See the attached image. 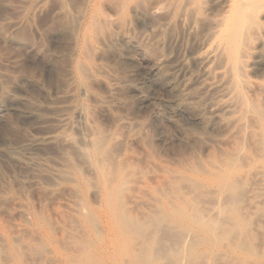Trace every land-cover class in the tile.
I'll return each mask as SVG.
<instances>
[{"label": "rangeland", "instance_id": "rangeland-1", "mask_svg": "<svg viewBox=\"0 0 264 264\" xmlns=\"http://www.w3.org/2000/svg\"><path fill=\"white\" fill-rule=\"evenodd\" d=\"M165 1L0 0V264H264V53L231 86Z\"/></svg>", "mask_w": 264, "mask_h": 264}, {"label": "bare ground", "instance_id": "bare-ground-1", "mask_svg": "<svg viewBox=\"0 0 264 264\" xmlns=\"http://www.w3.org/2000/svg\"><path fill=\"white\" fill-rule=\"evenodd\" d=\"M130 0H102L101 2V7H105L107 6L108 9L110 8L111 10H113L116 15H117V20H115L116 22H114V24L119 27V28H123L125 27V25L128 23V17L129 14H132V16L137 15L138 11L137 8L133 5L132 7H130L128 5ZM143 2L147 1V0H142ZM148 1H153V0H148ZM163 1V0H162ZM140 2V1H139ZM161 2V1H160ZM166 3L163 6V9H170V7H173V15L177 14V11L179 12V10H185V14L186 12L189 13V16L191 17V19L194 22H202L203 25L204 23L207 25V33H208V38L211 36H215L217 37L219 40L217 46H214V48H208L206 50L205 46L203 48H205V52L204 54H200L202 56H195L194 58L191 56V58H193L194 62L196 64H203V62L206 60H211V61H215L216 59L220 60L223 63V72L220 73V75H225V74H230V79L228 80V82L231 84V86L233 85L235 88L240 87L241 89L245 90H253V91H257V92H262L263 87L258 84V83H252L250 81L243 80L240 77H242L241 75H243V73L246 72V69L249 68L251 66V58L255 59V57L257 58L258 55V51L261 52L263 51L264 53V27L259 23V19H264V0H166ZM148 3V2H147ZM146 3V4H147ZM141 4V3H140ZM144 4V3H143ZM143 4L138 6L139 9L143 7ZM149 4V3H148ZM162 4V3H161ZM145 5V4H144ZM85 6V5H84ZM83 6V8H84ZM99 6V7H100ZM97 7V6H96ZM146 7V5H145ZM88 8V7H87ZM81 9V8H80ZM101 9V8H100ZM90 10V9H89ZM92 10V9H91ZM103 10V9H102ZM83 11V9H82ZM110 11V10H109ZM146 11V10H142ZM168 11V10H167ZM172 11V10H171ZM91 12V11H90ZM102 12V11H101ZM107 12V11H106ZM112 12V11H111ZM114 12L112 14H114ZM79 13V12H78ZM77 13V14H78ZM92 13V12H91ZM100 11L96 12V16L93 18L92 20V24L95 28H100L101 26L106 27L110 22H108L106 19L102 18L100 16ZM140 13V12H139ZM146 13V12H145ZM150 13V12H149ZM148 13V14H149ZM153 13V11H151V14ZM155 13V12H154ZM168 13V12H167ZM82 14V13H81ZM104 14V13H103ZM148 17H150V15ZM171 14V13H170ZM168 13V15H170ZM180 14L184 15V11ZM179 14V15H180ZM102 15V14H101ZM106 15V14H105ZM161 15V14H160ZM167 15V16H168ZM172 15V16H173ZM180 15V16H183ZM78 16V15H77ZM107 16V15H106ZM152 17L155 16L154 14L151 15ZM188 16V15H187ZM109 17V16H108ZM177 17H179L177 15ZM165 18V17H164ZM169 18V17H168ZM172 18V17H171ZM184 18V16H183ZM70 19V18H69ZM109 19V18H107ZM116 19V17H115ZM156 19V17L154 18ZM153 19V20H154ZM163 19V18H162ZM179 20L180 17L178 18ZM80 19L76 20V23H78L77 21H79ZM133 20L136 21V18H134ZM132 20V21H133ZM188 20L190 21V18H188ZM70 21V20H69ZM189 21L187 23H189ZM261 21V20H260ZM263 21V20H262ZM261 21V22H262ZM71 22V21H70ZM74 22V21H73ZM186 22V21H185ZM75 23V22H74ZM75 23V24H76ZM87 23V22H86ZM75 24H73L75 26ZM191 24V23H190ZM196 24V23H194ZM84 25V24H83ZM205 25V26H206ZM86 26V25H85ZM190 26V25H189ZM188 26V27H189ZM192 26V24H191ZM195 26V25H194ZM198 26V25H197ZM129 27V26H128ZM127 27V28H128ZM74 28V27H73ZM72 28V29H73ZM77 29V26L75 27ZM81 28V26H80ZM94 28V29H95ZM93 29V30H94ZM107 29H109L107 27ZM204 29V28H203ZM125 30V29H124ZM109 31V30H108ZM107 31V33H108ZM126 31V30H125ZM73 32V31H72ZM97 32V29H96ZM95 32V33H96ZM120 32V31H119ZM205 32V30H204ZM106 33V31H105ZM77 34V33H76ZM98 34V33H97ZM203 34V33H202ZM80 35V34H79ZM78 35V36H79ZM103 35V34H102ZM205 35V34H204ZM203 35V36H204ZM77 36V35H76ZM105 36H107V34H105ZM108 36H110V33H108ZM107 36V37H108ZM89 37V36H88ZM106 37V38H107ZM112 37V36H111ZM206 37V36H205ZM204 37V38H205ZM210 37V39H212ZM94 38V37H93ZM92 38V40H93ZM99 38V37H98ZM110 38V37H109ZM108 38V39H109ZM95 39V38H94ZM203 40V39H202ZM207 40V38H206ZM215 40V39H214ZM82 41V40H81ZM101 41V38H100ZM210 40L208 39L206 42L208 43ZM92 42V41H91ZM202 42V41H201ZM200 42V43H201ZM206 42H204L203 44H205ZM83 43V42H82ZM104 43V42H103ZM103 43H101L102 45H104ZM212 43V42H211ZM210 43V44H211ZM89 44V43H88ZM80 45V44H79ZM206 45V44H205ZM215 45V44H213ZM92 46V45H91ZM206 46H209L206 45ZM89 47V46H88ZM88 47H85L84 50H86ZM89 49V48H88ZM80 50V49H79ZM83 50V49H82ZM261 50V51H260ZM91 51V49L89 50ZM91 53V52H90ZM200 53V52H199ZM86 54V53H85ZM197 55L196 53L192 54ZM260 55V54H259ZM263 55V54H262ZM260 55V56H262ZM259 57V56H258ZM213 59V60H212ZM215 59V60H214ZM262 60V57L260 58ZM193 62V64H194ZM216 62V61H215ZM214 62V64H216ZM208 64V63H207ZM207 64L205 63V68H207ZM212 64V63H211ZM220 64V63H219ZM75 65V64H74ZM199 67V66H198ZM211 67V66H209ZM220 67V66H219ZM218 67L216 66V68H214L213 70H216ZM90 70V69H89ZM206 70V69H205ZM204 70V71H205ZM211 71V69H209ZM74 71V70H73ZM91 71V70H90ZM203 71V70H202ZM218 71V70H217ZM222 71V70H221ZM77 72L79 74V76L84 75V69L81 66L77 67ZM95 72V71H94ZM209 72V71H208ZM206 71V73H208ZM174 73V72H173ZM212 73L214 74V72L212 71ZM211 73L210 76H213ZM219 74V73H218ZM247 74V73H246ZM87 75V74H86ZM173 75V74H172ZM171 75V76H172ZM209 74H207L208 76ZM214 75L217 74L215 73ZM169 76V75H168ZM174 76V75H173ZM204 76V75H203ZM207 76H205V79L207 78ZM209 76V77H210ZM227 76V75H226ZM225 76V77H226ZM86 77V76H85ZM170 77V76H169ZM228 77V76H227ZM244 77V76H243ZM242 77V78H243ZM213 78V77H212ZM211 78V80H212ZM217 78L220 79V76H218ZM222 78V76H221ZM229 78V77H228ZM245 78V77H244ZM249 78V77H248ZM170 79V78H169ZM172 79V78H171ZM215 79V77H214ZM213 79V80H214ZM207 80V79H206ZM210 80V78H209ZM165 81V80H164ZM208 81V80H207ZM219 81V80H218ZM169 82V81H168ZM206 82V81H203ZM214 82V81H213ZM221 82V81H220ZM227 81L224 83H228ZM167 83V81L165 82ZM171 83V82H170ZM224 83L222 85H224ZM207 84L206 83V88H207ZM217 84V82H216ZM229 84V85H230ZM205 85V84H204ZM210 87L212 86L209 85ZM215 86V85H214ZM213 86V87H214ZM169 87V85H168ZM227 87V86H225ZM233 87V88H234ZM205 88V89H206ZM209 88V87H208ZM231 90L232 87H231ZM238 90V89H236ZM230 91V88H229ZM253 91L251 93H253ZM234 93V92H233ZM235 94V93H234ZM244 94V93H243ZM246 94V93H245ZM257 94V93H256ZM248 95V94H247ZM260 95V94H259ZM258 95V96H259ZM233 96V94H232ZM235 96V95H234ZM250 96V94H249ZM248 96V97H249ZM253 96V95H252ZM237 97L240 99H238V101H241L242 105L249 109L251 112H253L257 119L260 121V128H262V131L264 132V124H261V121L264 120V110L261 111L259 109H256L254 107H252L251 103H249L246 99H248V97H245L242 95V92H238ZM262 98V97H261ZM232 100H234L232 98ZM252 100V99H251ZM235 101V100H234ZM263 102H264V98H263ZM235 103V102H233ZM240 103V102H239ZM239 105V104H238ZM263 105V104H262ZM68 107V106H65ZM237 107V105H236ZM53 109V108H52ZM51 109V110H52ZM56 109V108H55ZM66 110V108H64ZM68 109V108H67ZM71 109V107H70ZM69 109V110H70ZM239 109V108H238ZM50 110V109H49ZM54 110V109H53ZM52 110V111H53ZM57 110V109H56ZM237 110V109H236ZM33 111V110H32ZM29 112L28 111V117L31 118V120H33V118H36V112ZM37 111V110H36ZM68 111V110H67ZM245 111V110H244ZM56 114H58L57 111H53ZM64 112V110H63ZM66 112V111H65ZM69 112V111H68ZM247 112V111H246ZM26 113V112H25ZM55 114V115H56ZM69 114V113H68ZM243 114H245V112H243ZM25 115V114H24ZM61 115V114H60ZM65 115V114H64ZM64 115H61L60 118H62ZM39 116V115H38ZM54 116V115H53ZM57 116V115H56ZM24 117V116H23ZM27 117V116H26ZM64 118V117H63ZM62 118V119H63ZM66 118V117H65ZM64 118V119H65ZM248 118V117H247ZM59 119V117L57 118ZM255 119V118H254ZM252 121V120H251ZM249 121V123L251 122ZM65 122V121H64ZM63 122V123H64ZM248 123V124H249ZM247 124V125H248ZM254 124V123H253ZM65 125V124H64ZM252 125V123H251ZM66 127V126H64ZM58 128L54 129L57 130ZM61 131V130H60ZM64 131V130H63ZM54 132V131H53ZM63 133V132H61ZM65 134V133H64ZM252 135V134H251ZM252 138V137H250ZM54 139V138H53ZM52 137L48 134L47 136H42L39 138H34L32 140L27 141L26 143L21 144L20 146H18L17 148L20 150H27V151H32V150H37L39 149L42 145L46 144L47 142H49L50 140H53ZM50 143V142H49ZM97 143V142H96ZM96 147H99L96 145ZM101 148V147H100ZM96 149V148H95ZM23 151V152H24ZM97 151H99V149L96 151H94L92 153L93 156H95V154L97 153ZM22 152V153H23ZM35 153V152H34ZM96 157V156H95ZM94 157V158H95ZM97 158V157H96ZM120 172V171H119ZM123 177V176H122ZM121 183H124L123 181ZM120 183V184H121ZM121 187V186H120ZM119 187V188H120ZM116 188V187H115ZM118 188V189H119ZM120 190V189H119ZM118 191V190H117ZM111 196H113L115 198L116 196V190H113V192L110 194ZM118 195V194H117ZM119 196V195H118ZM114 208V207H113ZM83 210V208H82ZM84 212V211H83ZM197 220V219H196ZM15 246V245H14ZM17 248V247H15ZM16 255V254H15ZM17 260V259H16Z\"/></svg>", "mask_w": 264, "mask_h": 264}]
</instances>
